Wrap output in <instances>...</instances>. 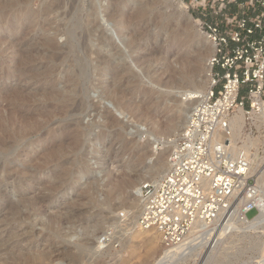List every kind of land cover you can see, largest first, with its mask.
Masks as SVG:
<instances>
[{"label": "rangeland", "instance_id": "obj_1", "mask_svg": "<svg viewBox=\"0 0 264 264\" xmlns=\"http://www.w3.org/2000/svg\"><path fill=\"white\" fill-rule=\"evenodd\" d=\"M42 1L44 0H32V10H39ZM69 1L63 0L65 5ZM80 1L79 15L97 13L95 20L97 19L100 28L87 41L90 54L87 53L86 65L89 69L84 84L91 89L86 101L87 110L79 119L83 126L89 127V132L87 138L79 139L82 141H77L76 144L74 141L63 142L65 135H59L61 138L57 137L58 140L54 138L56 140L40 141L45 139L54 123L57 128L61 122L56 118H48L43 112L46 110L49 113L55 106L53 101L43 97V92L50 87L45 86L44 82L47 80L45 83L56 84L62 88L65 75L51 74L49 70L54 62L45 58L43 61L44 55L40 56L41 53L36 55L33 63L43 66L38 72H28L25 79L21 78L20 73L12 75L20 61H10L21 46L20 43L34 39L33 44L27 45L29 50H34L40 47L39 39L43 36L37 30H29L25 25H11L6 13L5 17L4 14L0 16V115L4 119L0 122V140L5 141H2V147L9 151L8 155L0 153V264H153L164 253L156 232L133 229L137 213L134 207V188L142 179L151 176L159 159L164 160L167 156L164 139L168 140L166 136L172 134L167 133L166 129L180 124L184 114V107L179 105L175 92L197 88L183 77L185 73L193 71L198 79V86L207 87L206 66L211 41L203 38L207 35L201 24L204 20L213 19L211 6L214 0H162L157 10L143 19L136 18L134 12L144 0H120L119 9L126 13L123 12L120 19L122 26H119L122 30L128 27L122 33L118 32L120 29L112 22L114 20H109L111 10L114 9L112 0ZM179 2L186 5L183 11H187L195 19L200 39L191 36L189 27L180 14ZM229 7L230 12H239L235 4ZM161 13L163 17L160 16ZM202 13H206L208 17L204 19ZM56 16L59 17L60 14ZM15 17L18 19V16ZM54 18L52 16L51 19ZM20 22L23 24L27 21ZM161 26L169 29V34H163ZM11 29L15 33L10 32ZM51 32L53 31L49 32L50 36L53 34L52 38L59 45H65V36H55ZM200 32H203V37ZM9 41L14 43L10 44ZM80 46L81 44L79 48ZM98 56L106 59L102 64L104 66L99 68L100 73L95 67L99 61ZM179 58L181 72L184 74L174 75L175 70L180 71V66L175 64ZM56 64L61 65L60 62ZM117 66L124 69L119 72ZM46 70L48 77L44 74L47 73ZM171 71L173 72L170 73ZM10 76V81L3 84L2 80ZM102 81H107L113 87L117 83L122 100L102 99V89L97 88ZM15 88L22 90L26 99L13 100L11 96ZM13 109L22 112L20 117L27 116L17 120L16 126L5 122ZM24 123L26 127L20 128L19 124ZM144 129L154 130L151 139L159 141L155 153H152L149 145L152 143L150 138L142 135ZM11 130H15L17 137L8 134ZM254 130V139L259 141L252 148L256 156L254 168L258 177L263 178L264 120L261 123L255 119ZM19 135L21 138L24 135L23 139L16 140ZM144 153L145 158L140 159ZM5 162L12 165L9 169L11 172L3 173ZM111 183L118 185L117 191L113 189L116 193H109V189H112ZM262 191L264 203V183ZM257 213L256 210L250 212L248 218H264L263 211L259 215ZM261 224L252 225L254 227L248 231H244L246 226L229 231L215 254L206 249L202 254L203 259H190L191 261L180 264H257L264 253V225ZM121 229L127 232L122 245L108 238L102 253L95 259H90L87 248L94 245L98 237ZM72 235L75 240H71ZM124 247L127 248L123 249ZM118 253L122 255L119 256Z\"/></svg>", "mask_w": 264, "mask_h": 264}, {"label": "built area", "instance_id": "obj_2", "mask_svg": "<svg viewBox=\"0 0 264 264\" xmlns=\"http://www.w3.org/2000/svg\"><path fill=\"white\" fill-rule=\"evenodd\" d=\"M233 4L239 12H230ZM211 10L214 19L201 24L215 46L210 91L173 148L167 174L142 186L138 226L156 232L165 250L183 244L197 226L226 223L236 212L245 220L254 210L259 215L263 204L246 141L264 115V0H214ZM240 113L241 137L233 123Z\"/></svg>", "mask_w": 264, "mask_h": 264}, {"label": "bare ground", "instance_id": "obj_3", "mask_svg": "<svg viewBox=\"0 0 264 264\" xmlns=\"http://www.w3.org/2000/svg\"><path fill=\"white\" fill-rule=\"evenodd\" d=\"M112 1L114 2V6H113L114 9L112 8L113 10H111L112 11L111 15L108 14L109 18H110L109 20H114L112 22L116 23L118 26L119 25L122 26L120 24L121 23L120 19L124 15L123 12H125V10L123 12H122V10L120 11V9H119V6L121 4L120 0H112ZM31 2H32V0H4V1L0 0V16H3L1 14H4V17H5V13H6L7 14L6 17L9 18L8 20L10 21L11 25H15L16 23H19L22 26L25 25L26 27H28L29 30L30 29H31V31H36L37 30L43 36L41 39H39V40H41V44L38 42L40 44V47H36V48H34V50L30 49L31 50L30 51L29 50V46L27 47V45H29V43L34 42V39L31 42H28V41L26 42L25 41V43H20L21 46H19V47L17 46L18 50L14 54L13 60H11L10 62H13L14 60H19L20 61L19 62V67H17V69L13 70L12 72H14V73H11V74L13 75V74L20 73L21 78H23L24 76L26 77V75H28L27 73L30 72V71L31 72L32 71H37L38 72V70H40L43 66L40 63H39V65H34L33 63H35L36 55L40 54V53H41L40 56L44 55V57L42 56L43 61H44V58H45V59H47V60H49L51 62H54V65L52 66V68H50L51 70H49V69L48 70L50 72H52L51 74L57 73L56 75H65V81H63L64 82L63 83L64 86L62 84H60L63 87L59 88L56 84H47L48 82L45 83L47 80L44 82L45 86L49 85L50 87L48 88V90H45L46 88L43 87V88H45L44 89L45 91L43 92V97L46 98V99H49L51 102L53 101L52 103L55 106L51 109V111L49 113L46 112V110H44L43 112L45 113V116H47L48 118H52V119L56 118V119L60 120L61 122L59 123L57 128H55L54 125L56 123H54L52 128H50V131H48V134L45 137V139H42V140L40 139V141H45L47 139H54V138L57 139V137H60L59 135H65V139L63 140V142L65 141L67 143V141H74L75 144H76L77 141H82V140H79V139L87 138V135H88V132H89V127H85L86 125L83 126L84 124L81 122V119H79V117H81L87 110L86 101L89 98L88 91L91 89L90 87H87V85H85L86 84L85 83V78L88 75V70L87 69H89V68H87L88 65H86L87 59H88L87 58V53L89 52V48H88V45H87L88 42L87 41H88V38L91 36V34H93L94 31H97L100 28L98 23H97V21H96L97 19L95 20V16H96L95 14H97V13H93L91 15L88 14L86 16H80L79 12H80V8L81 7L78 5L79 2L81 3L80 0H70L69 1L70 3H68L67 5H65L63 0H52V1L51 0L50 1L49 0L48 1L44 0V1H42L41 8L39 10H37V11L36 10L35 11L32 10ZM161 2H162V0H144L143 3L140 4L136 8V10L134 12L135 17L138 18V19H143V18L147 17L148 15L152 14L154 12V10H157V7L159 6V4ZM179 9H181L183 11L184 9H186V5L183 2H179ZM81 13H82V11H81ZM57 14H60V16L57 17L56 16ZM15 16H18V19H16ZM52 16H54L55 18L51 19ZM160 16L163 17L164 15L161 13ZM13 17H15V18H13ZM132 17H134V16H132ZM159 18L160 17H158V19ZM107 19H108V17H107ZM21 20H26L27 22L22 24L20 22ZM131 21H133V20H131ZM137 23H139V22H137ZM120 26L118 27L119 29H120ZM123 27H125V25ZM161 27L163 28V26H161ZM127 29H128V27L126 26L125 28H123V30L120 29L118 32L122 33L123 31H127ZM78 30H80L81 32L79 33ZM50 31H53L55 36H57V35L65 36L66 37L65 45H63V46L59 45L56 42V40L54 38H52L53 34L50 36V34H49ZM161 31L163 32V34H169V29H164L163 28V29H161ZM10 32L15 33L14 29H11ZM53 32H51V33H53ZM200 33H201L200 34L201 37H203L202 36L203 32H200ZM94 34L96 35V32H94ZM203 38H205V39H207L209 41L208 35L203 37ZM1 41L2 40H0V43H1ZM5 41H7V40H5ZM8 43L13 44L14 42H10L9 41ZM6 44H7V42H6ZM32 44H30V46H34ZM80 44H81V46L79 48ZM14 46H16V45H14ZM14 46H12V47L14 48ZM163 46H164V44H163ZM110 48H112V46ZM113 49H116V48H113ZM81 52H82L83 56H81ZM209 52H210L209 53V61H208V64L206 66V77H207V80L206 81L204 80L206 82V84H207V87L206 88H200L198 86V83H197L198 79L195 78L196 75L193 73V71H191V72L188 71V73H185L186 75H184L183 77L188 79V81L190 83H192L194 86H196L197 88L193 89L191 91L182 92V91L178 90L177 92H175L176 95H177L176 97L179 100L178 102H180L179 105H183V107H184L183 118H182L181 123L178 124L176 127L174 126V128L172 127L170 129L167 128L168 130L166 129L167 133L172 134V135L168 134L167 136L165 135L166 138L168 139V140L164 139L165 140L164 143L167 145V147L165 149V150H167L166 158L163 157L164 160H162V159L160 160L159 159V161L157 162L156 166H154L155 169L152 172L151 176L150 177L148 176V178H146V179L143 177L144 179H142L139 182V184L137 186H135V188H134V193H135L134 207L137 209V213H136V216L134 218L133 229L135 228L137 230H141L140 227L138 226V221H139V218H140V215H141V212H142V208H143L142 186L145 183H147V182H158L167 174V172L169 171L170 166H171L170 163H169V156H170L173 148L175 147L179 137L181 136L185 126L187 125V123H188L190 117L192 116L193 112L195 111L196 107L199 105L200 98L207 96L208 92L210 91V86H211V81H210V77H209L210 74H211L210 60L212 59V57L215 54V46H214V44L212 42H211V50ZM115 53H116V51H115ZM89 54H90V52H89ZM203 54L205 55V53H203ZM203 54H202V56H203ZM113 55H114V53H113ZM203 58H204V56L201 57L202 61H203ZM96 59H98V58L96 57ZM104 59L105 58L99 57L98 64H97V66H95L96 67V71L98 73H100L99 72V68H102L104 66V65L102 66V64H104ZM198 59L199 58H197V60ZM198 61L200 62V60H198ZM58 62H60L61 65H57L56 63H58ZM66 64H68V65H66ZM175 64L180 66V71L179 70L178 71L175 70L174 71V75H176V74L177 75H183L184 73L181 72V70H182L181 67L182 66H181L180 58H179V60H177L175 62ZM14 65H16V64L14 63ZM197 66H199V65H197ZM25 68H27V69L24 71ZM116 69H119L118 71L120 72V70L122 71L124 68L118 67ZM199 70L201 71V68ZM172 72L173 71H171L170 73H172ZM181 73H183V74H181ZM44 74L46 75V77H48L47 76L48 71H47V73L45 72ZM11 76L10 77H5V79L2 80L3 84H5L4 82L8 83V81H10V79H11ZM101 76L102 75H100V77ZM25 77H24V79H25ZM196 79H197V81H196ZM115 85L116 86L113 87V86L108 85L107 81H106V83H105V81L100 82L99 86L97 87L98 89H102V90H100L101 91L100 97L102 99H113V100L121 101L122 100V97L120 96L121 93H119V90H118L119 85L117 86V83ZM202 85H203V82H202ZM15 89L16 90L14 91L13 96H11L13 98V100L17 101L19 99H26L24 97V92L22 90H19L17 88H15ZM22 89H25V88H22ZM41 89H42V87H41ZM47 91H49V92H47ZM95 91H97V90H95ZM21 104L24 105V103H21ZM49 105L50 104H47V106H49ZM21 113L22 112H20L19 110L16 111V110L13 109L11 111L10 115H9V118L6 119L5 122L10 124V125L14 124V126H16L17 125V123H16L17 120L27 118V116H25V115L20 117ZM40 113L42 114V112H40ZM106 117H108V115ZM255 119L262 123V121L264 120V115L259 116V117L255 118ZM2 120H4V119H2V116L0 115V122ZM106 122H109V121H106ZM111 123H108V124H111ZM233 123H234L235 129L237 131V135L241 137L243 135V133H244V128H245V120H244L243 114L240 113L237 116H235ZM19 127L20 128H25L26 125H25V123L24 124H19ZM151 129H153V128H151ZM153 131L154 130H148V129L145 130L144 129L142 131L143 132L142 135L145 134L147 138L148 137L150 138L149 140L152 143H150L149 145L152 147V153H155L157 151L156 148L158 147L157 145H158L159 141L155 140V139H151V137L153 136ZM59 132H61V133H59ZM8 134L11 135V136H16L17 137V135L15 133V130H13V131L11 130ZM21 134H23V133H21ZM22 136L24 137V135H22ZM23 137L21 138V136H20V137L16 138V140L17 139L18 140L23 139ZM56 139H54V140H56ZM2 141H3V143L5 142L2 139L0 140V147H1L0 148V153L3 154V152H4V155H6L7 152H8V154H9V151L7 150V148H3L4 146L2 147V145H3ZM66 143H64V144H66ZM258 143H259V141L256 138L255 139L254 138H248V140L246 141L247 150L250 152L252 150V148H254V147H256L258 145ZM61 144H63V143H60V145ZM55 146H56V144H55ZM139 158L140 159L141 158L144 159L145 158V153L141 154V157H139ZM255 160H256V156L254 155L253 156L254 164H255ZM11 166L12 165L6 164V162H5L3 164V173H5L7 171L9 172L10 171L9 169H10ZM14 169H16V171H17V168H14ZM14 169H12V171ZM19 169H21V168H19ZM102 171H104V170H102ZM254 171H255V169H254ZM18 172H20V170ZM21 173H23V172L21 171ZM258 182H259V186L262 187V185L264 183V177L263 178L259 177ZM120 183H122V182L120 181ZM97 184H98V182H97ZM129 184H130V182H129ZM27 185H25V186H27ZM90 186H92V185H90ZM108 186H110V182H109ZM114 186H115L114 183H111L112 189H109L110 190L109 193L112 194V193L115 192L113 189L114 188L116 189V187L118 185L115 186V187ZM18 187H19V185H18ZM96 187H94V188H96ZM69 188L71 189L70 186H69ZM72 188H74V187H72ZM121 189H123V187ZM121 189H119V190H121ZM116 191H117V189H116ZM109 196H110V194H109ZM20 197H21V195H20ZM24 200L26 201V199H24ZM261 200L263 202V199H261ZM39 205H41V204H39ZM261 206H259L260 212L261 211L264 212V203ZM9 210H10V208H9ZM42 212H43V210H42ZM59 214H62V213H59ZM68 214H71V213H68ZM63 217H61V218H63ZM51 220H49V221H51ZM51 222H53V220ZM60 222H62V221H60ZM261 222H262V224H261ZM254 224L255 225H259V224L264 225V218H262V217L260 218L259 217L257 219L245 220V219L241 218V215H240L239 212H236L226 223H224V222H219L218 223L217 222L215 225H213L210 228L203 227V226H197L194 229V231L192 232V234H190V236L188 238H186V240L180 246H178V247H176L174 249H171V250L161 249V250H164L163 255L160 257L159 260L155 261L153 264H180L181 262H185L186 263V261H188L190 259H200V257H202V254H203L204 250H206V249L211 254H215V252H217V250L219 249V247L223 243V240L226 238V236H227L229 231L236 230L238 227H241V226H246V229L244 231H248V230H250V229H252L254 227V226H252ZM47 225H49V227L51 226L50 224H47ZM44 226H46V225H44ZM116 229H118V226H116ZM91 233H93V232H91ZM126 234H127V232L122 231V229H121V230H118V231L116 230L115 232H112V233L111 232L110 233L107 232V233H105L104 236L98 237L96 239L95 244L93 243L94 245H92V246L87 248V253H89L90 259H92V258L95 259L97 256H99L102 253L103 247H104V244H105V240H107L109 238V240H112L113 242H117L118 244L122 245L123 240H124V236ZM71 240H75V236L72 235L71 236ZM74 244H76V243H74ZM129 246H127V247L129 248ZM127 247H124L123 249H125ZM158 251H160V250H158ZM118 255L121 256L122 254L118 253ZM202 259H203V257H202ZM207 259H209V258H207ZM257 264H264V253H263V256H262L261 260Z\"/></svg>", "mask_w": 264, "mask_h": 264}, {"label": "water", "instance_id": "obj_4", "mask_svg": "<svg viewBox=\"0 0 264 264\" xmlns=\"http://www.w3.org/2000/svg\"><path fill=\"white\" fill-rule=\"evenodd\" d=\"M180 14L182 15V17H184V20L187 24V26L189 27V31L191 33V36H193L195 39H200L199 33L197 32V28H196V22L195 19L193 18L192 15H190L187 11H182L180 9ZM135 195V193H134Z\"/></svg>", "mask_w": 264, "mask_h": 264}, {"label": "crops", "instance_id": "obj_5", "mask_svg": "<svg viewBox=\"0 0 264 264\" xmlns=\"http://www.w3.org/2000/svg\"><path fill=\"white\" fill-rule=\"evenodd\" d=\"M213 19H214V18H213ZM213 19H212V20H213Z\"/></svg>", "mask_w": 264, "mask_h": 264}]
</instances>
